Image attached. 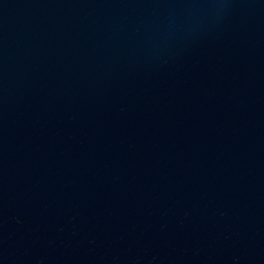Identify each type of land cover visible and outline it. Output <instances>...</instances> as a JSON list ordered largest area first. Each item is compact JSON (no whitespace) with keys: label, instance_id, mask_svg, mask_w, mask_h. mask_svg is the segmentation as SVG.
I'll return each instance as SVG.
<instances>
[{"label":"water","instance_id":"obj_1","mask_svg":"<svg viewBox=\"0 0 264 264\" xmlns=\"http://www.w3.org/2000/svg\"><path fill=\"white\" fill-rule=\"evenodd\" d=\"M0 264H264V0H0Z\"/></svg>","mask_w":264,"mask_h":264}]
</instances>
